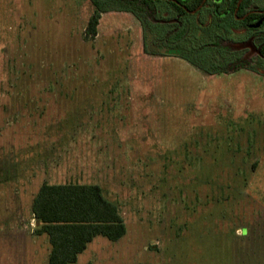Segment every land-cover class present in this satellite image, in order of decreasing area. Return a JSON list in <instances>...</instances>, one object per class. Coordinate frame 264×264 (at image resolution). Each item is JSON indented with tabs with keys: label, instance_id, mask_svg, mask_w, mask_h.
Returning a JSON list of instances; mask_svg holds the SVG:
<instances>
[{
	"label": "rangeland",
	"instance_id": "obj_1",
	"mask_svg": "<svg viewBox=\"0 0 264 264\" xmlns=\"http://www.w3.org/2000/svg\"><path fill=\"white\" fill-rule=\"evenodd\" d=\"M93 11L0 0V264H48L44 184L98 185L123 219L77 264H264V66L208 74L114 9L85 38ZM205 30L181 51L196 59Z\"/></svg>",
	"mask_w": 264,
	"mask_h": 264
},
{
	"label": "trees",
	"instance_id": "obj_2",
	"mask_svg": "<svg viewBox=\"0 0 264 264\" xmlns=\"http://www.w3.org/2000/svg\"><path fill=\"white\" fill-rule=\"evenodd\" d=\"M90 2L94 11L84 30V37L89 39L97 36L101 16L110 10L131 13L145 21L144 18H148L149 11L154 6L150 0H90ZM164 37L166 36L162 33L159 41H163ZM165 39L169 43L164 42L162 46L167 47V51L175 53V56L198 66L208 74H233L244 67L241 64L236 67L220 63L197 64L202 60L199 58L201 53L205 55L209 53L202 48H196L197 54L194 56L197 57L193 59L190 52L187 55L186 50L181 51L184 45V37L181 34L173 40ZM31 212L36 222L35 234L45 235L50 246L48 264H77L78 256L95 237L103 236L116 242L126 233L117 206L106 200L98 185L44 184L33 200Z\"/></svg>",
	"mask_w": 264,
	"mask_h": 264
},
{
	"label": "flooded vegetation",
	"instance_id": "obj_3",
	"mask_svg": "<svg viewBox=\"0 0 264 264\" xmlns=\"http://www.w3.org/2000/svg\"><path fill=\"white\" fill-rule=\"evenodd\" d=\"M150 1L154 6L144 20L154 29L165 31L163 43H169L165 38L173 40L179 34L187 38L191 30L206 28L208 42L206 38L198 49L228 56L220 64L244 65L240 71L264 66V0ZM158 7L167 11L166 16Z\"/></svg>",
	"mask_w": 264,
	"mask_h": 264
},
{
	"label": "crops",
	"instance_id": "obj_4",
	"mask_svg": "<svg viewBox=\"0 0 264 264\" xmlns=\"http://www.w3.org/2000/svg\"><path fill=\"white\" fill-rule=\"evenodd\" d=\"M33 219H34V218H33ZM34 223H35V225H36V222H35V221H34ZM37 236H38V235H37ZM44 236H45V235H44ZM45 238L47 239V237H45ZM45 238H44V239H45ZM47 241H48V240H47ZM48 244H49V243H48ZM49 247H50V246H49ZM49 252H50V250H49ZM49 252H48V255H49ZM78 257H79V256H78ZM47 262H48V256H47ZM47 262H46V263H47Z\"/></svg>",
	"mask_w": 264,
	"mask_h": 264
},
{
	"label": "water",
	"instance_id": "obj_5",
	"mask_svg": "<svg viewBox=\"0 0 264 264\" xmlns=\"http://www.w3.org/2000/svg\"><path fill=\"white\" fill-rule=\"evenodd\" d=\"M38 224V223H37Z\"/></svg>",
	"mask_w": 264,
	"mask_h": 264
}]
</instances>
